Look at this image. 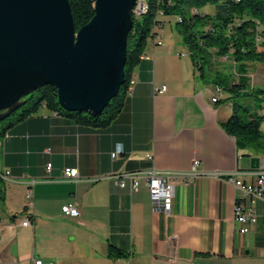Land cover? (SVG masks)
<instances>
[{"label":"crops","instance_id":"1","mask_svg":"<svg viewBox=\"0 0 264 264\" xmlns=\"http://www.w3.org/2000/svg\"><path fill=\"white\" fill-rule=\"evenodd\" d=\"M164 18L144 47L147 57L132 67L131 93L108 125L41 108L0 138V171L8 172V178L0 176V264L35 258L54 264H264V201L254 202L258 223L239 234L233 206L246 194L227 178L201 175L189 184L175 178L165 214L153 210L144 179L132 191L108 177L152 166L182 171L197 158L199 171H237L234 179L251 183L250 159L264 161L261 154L243 155L223 129L231 114L232 100H224L229 94L199 75L181 37L169 34L173 19ZM253 63L256 86L264 89V63ZM248 74L253 76L251 69ZM255 80H249L252 87ZM161 85L165 91L155 94ZM215 88L219 99L213 102ZM65 167L77 168L79 177L63 180ZM67 203H76L77 217L62 213ZM26 217L30 223L22 225ZM110 245L121 254L110 256Z\"/></svg>","mask_w":264,"mask_h":264},{"label":"water","instance_id":"2","mask_svg":"<svg viewBox=\"0 0 264 264\" xmlns=\"http://www.w3.org/2000/svg\"><path fill=\"white\" fill-rule=\"evenodd\" d=\"M137 1L94 0L76 30L68 0H0V120L44 85L62 109L98 115L123 83Z\"/></svg>","mask_w":264,"mask_h":264},{"label":"trees","instance_id":"3","mask_svg":"<svg viewBox=\"0 0 264 264\" xmlns=\"http://www.w3.org/2000/svg\"><path fill=\"white\" fill-rule=\"evenodd\" d=\"M75 29L87 23L94 14V0H68ZM147 9L141 14L132 12L133 25L127 35L126 63L123 83L117 94L98 115L86 112L67 111L57 102L56 88L44 85L26 97L21 106L0 120V138L15 123L37 113L41 108L56 111L58 115L74 118L80 123L95 127L108 125L121 111L132 67L139 61L153 27L163 23V17H173L174 25L187 48L193 66L199 75L206 79L205 68L215 61L233 62L235 71L227 82L219 77L210 79L221 92L231 99V114L221 122L223 129L235 138L237 148L245 156L253 152L264 155V132L261 124L263 110L254 103L253 108L235 101L238 93L248 95L245 89V72L250 62L264 63V0H143ZM212 4L210 13H200L192 9L187 15L185 7L189 4ZM253 100L262 99L264 91L255 90ZM219 99V98H218ZM4 184L0 178V200L3 199ZM121 254L115 246H109V255Z\"/></svg>","mask_w":264,"mask_h":264},{"label":"built area","instance_id":"4","mask_svg":"<svg viewBox=\"0 0 264 264\" xmlns=\"http://www.w3.org/2000/svg\"><path fill=\"white\" fill-rule=\"evenodd\" d=\"M141 4H143V0H138L136 6L133 8L134 14H140ZM162 25V24H161ZM157 27V26H155ZM155 27L151 31L152 35L155 32ZM157 42L160 41L157 39ZM146 55L141 54L140 58H145ZM135 80L133 78L130 79V87L127 89L126 95L131 93ZM166 89L165 85H161L159 87L154 88V93H162ZM219 98V88H215V94L212 96V101L215 102ZM51 115L56 116L58 113L56 111H51ZM262 115L264 117V110L262 111ZM114 156V154H112ZM150 159L152 156L150 154L147 155ZM199 164V160L194 158L191 162V165L188 169L182 171L176 170H160L155 168L154 166L143 169V170H135V171H125V172H117L109 174V178L112 182L119 187L129 186L132 191H137L139 188V179H144L147 186V191L149 195V199L152 203L153 210H161L165 214H169L171 211L172 199L175 194V178H179L182 180L183 184H189L192 178H196L201 175H214L225 177L228 180L234 182L235 185L239 186L242 190H244L246 194V199L241 200L237 199L233 206V216L234 220L239 224L238 233L245 234L250 230L251 227L255 226L258 223L259 216L254 207V202L257 200L264 201V161H259L256 168L250 170V172L254 175V180L251 183H245L240 180L234 179L235 172H221V171H199L197 170V165ZM0 176H5L8 178V172L0 171ZM78 176V170L74 167H65L62 170V179L63 180H75ZM35 179L31 178L27 181V191H26V199L27 205H31L33 198V184ZM62 213L71 218H75L79 215V209L76 203H67L62 207ZM30 223V219L26 217L22 221V225H27ZM261 230L264 232V221L261 224ZM31 264H54L53 262H46L42 259L35 258L32 260Z\"/></svg>","mask_w":264,"mask_h":264},{"label":"rangeland","instance_id":"5","mask_svg":"<svg viewBox=\"0 0 264 264\" xmlns=\"http://www.w3.org/2000/svg\"><path fill=\"white\" fill-rule=\"evenodd\" d=\"M214 6L212 4H205V5H197L196 3H193V4H189L185 7V11H186V14L189 15L190 14V11L192 9H198L200 13H210L211 9H213ZM167 18L171 19L174 18L169 16V17H165L164 19L167 20ZM173 28L172 30H169L170 28H168L167 30H169V34L170 33H174V35H179L175 25H174V22H173ZM172 31V32H171ZM159 34H157L156 36H158ZM166 35V34H165ZM165 35H163V39L165 38ZM180 36V35H179ZM151 40V37H148L147 39V42H149ZM251 63L248 65L247 67V70L245 72V77L246 79H248V82L245 84V90L248 91V95H244V93H238L233 99L237 102H240V103H243V104H246L247 106H249L250 108H253V105L254 103H256V107L259 108V106H261V108L259 110H264V98L263 99H257L256 101L253 100V97H252V93L253 91H255L256 89L258 90H261V91H264V89L262 88H259L256 86V84L258 83L259 81V69H257V63H253L252 64V67L251 66ZM235 66L233 65V62L232 61H215L211 64V66H207L205 68V73H206V79L207 81H209V79H215V77H219V80L223 81V79L227 82V80L233 75L234 71H235ZM252 71L253 73V76H249V71ZM256 76V80H255V85L252 87L251 86V82L253 83V77ZM251 78V79H250ZM249 80L251 82H249ZM254 102V103H253ZM261 130L264 132V120L261 124ZM253 154H256V152H253Z\"/></svg>","mask_w":264,"mask_h":264},{"label":"bare ground","instance_id":"6","mask_svg":"<svg viewBox=\"0 0 264 264\" xmlns=\"http://www.w3.org/2000/svg\"><path fill=\"white\" fill-rule=\"evenodd\" d=\"M146 9H147V6H146V4L143 2V4H141V11H140V14L143 13V12H145ZM128 85H129V86H128V89H129V87H130V82H129ZM220 90H221V89H220ZM228 105L231 107V102H229Z\"/></svg>","mask_w":264,"mask_h":264}]
</instances>
